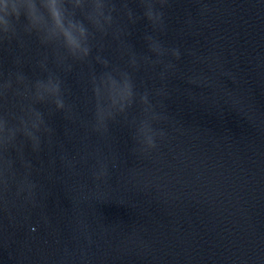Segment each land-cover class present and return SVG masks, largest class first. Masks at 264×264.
<instances>
[{
  "label": "water",
  "instance_id": "95a60500",
  "mask_svg": "<svg viewBox=\"0 0 264 264\" xmlns=\"http://www.w3.org/2000/svg\"><path fill=\"white\" fill-rule=\"evenodd\" d=\"M113 3L87 56L0 40V116L43 119L36 150L0 152V264H264V0H166L154 27ZM109 80H130L123 111ZM49 81L62 109L37 101Z\"/></svg>",
  "mask_w": 264,
  "mask_h": 264
},
{
  "label": "clouds",
  "instance_id": "9594fccd",
  "mask_svg": "<svg viewBox=\"0 0 264 264\" xmlns=\"http://www.w3.org/2000/svg\"><path fill=\"white\" fill-rule=\"evenodd\" d=\"M143 9V19L153 27L157 20L163 18V12L154 11L155 5H163L166 0H136ZM127 7L128 0H122ZM113 0H0V40L11 39L18 33L35 34L42 42L55 38V43L62 47L68 54L87 56L89 48L87 40L91 26L96 31H105L106 25L112 23V12L115 11ZM131 18V11H128ZM42 19H48L51 23L47 26L41 24ZM43 32V37L41 36ZM178 56V52H174ZM22 80L21 77L17 78ZM11 82L5 81L0 88H10ZM38 102H42L45 96L51 99L57 110L64 107L63 101L58 99L60 88L58 83L49 81L46 85L37 83ZM132 85L130 80H125L122 89L116 91L109 80L108 99L112 106L131 101ZM118 97V99H117ZM35 119L29 121L23 116L15 117L16 123L10 124L7 119L0 116V152L7 154L10 149H16L17 136L33 142V150L38 144L37 132H40L43 124L42 114L31 108ZM23 112V108H21ZM19 125V128H18ZM22 129V130H20ZM45 131L47 129H44ZM154 147L153 141H150ZM27 168L28 166L25 165ZM15 173L12 172V161L5 155L0 157V199L9 191L10 183L15 181ZM35 184L24 178L16 184V195L27 191L28 197L33 194ZM6 203V201H5Z\"/></svg>",
  "mask_w": 264,
  "mask_h": 264
}]
</instances>
